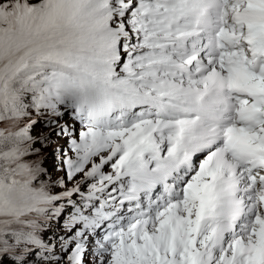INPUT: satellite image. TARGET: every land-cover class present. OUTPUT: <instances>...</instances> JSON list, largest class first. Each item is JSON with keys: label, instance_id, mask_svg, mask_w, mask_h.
Listing matches in <instances>:
<instances>
[{"label": "snow or ice", "instance_id": "6c2138e0", "mask_svg": "<svg viewBox=\"0 0 264 264\" xmlns=\"http://www.w3.org/2000/svg\"><path fill=\"white\" fill-rule=\"evenodd\" d=\"M0 264H264V0H0Z\"/></svg>", "mask_w": 264, "mask_h": 264}, {"label": "rangeland", "instance_id": "374dc122", "mask_svg": "<svg viewBox=\"0 0 264 264\" xmlns=\"http://www.w3.org/2000/svg\"><path fill=\"white\" fill-rule=\"evenodd\" d=\"M61 143H63V141H61ZM48 163H49V165L54 164V163H55V160H54L53 158H50L49 161H48ZM53 173H54V174H57V175L60 174L59 172H57V170H56L55 168L53 169ZM71 186H72V185L69 184V187H71ZM57 190H59V189H57Z\"/></svg>", "mask_w": 264, "mask_h": 264}, {"label": "trees", "instance_id": "16d2710c", "mask_svg": "<svg viewBox=\"0 0 264 264\" xmlns=\"http://www.w3.org/2000/svg\"><path fill=\"white\" fill-rule=\"evenodd\" d=\"M37 131H39V128L37 129ZM57 177H58V176H55V177L52 176V179H56ZM48 238H52V234H51V232L48 233Z\"/></svg>", "mask_w": 264, "mask_h": 264}]
</instances>
